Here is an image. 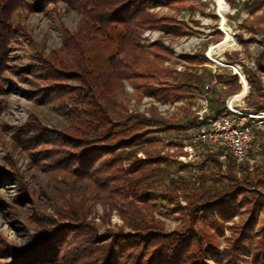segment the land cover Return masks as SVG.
<instances>
[{
	"label": "rangeland",
	"instance_id": "1",
	"mask_svg": "<svg viewBox=\"0 0 264 264\" xmlns=\"http://www.w3.org/2000/svg\"><path fill=\"white\" fill-rule=\"evenodd\" d=\"M259 2L185 0L180 7L151 9L150 12L157 17H176L177 21L186 25L187 34L172 38L159 30H145L141 34L140 44L150 47L159 42L150 52L160 53L164 58L163 69L180 72L191 67L206 84H210V89L207 94L202 88L191 92L194 99L185 95L163 103L146 96L141 88L135 90L125 81L121 106L124 108L120 109L112 98L103 100V105L107 106L115 122L125 120L130 115H140L128 122L120 135L125 136L138 129H156L157 126L144 125L145 120L151 117L160 119L168 127H182L194 120L196 112L205 105L202 98L208 100L213 113L216 109H225L227 102L230 107H234L235 102L241 111L254 112L246 108L250 85L244 76H237L235 67L240 68L243 74L250 71L253 76L256 75L261 93H264V74L257 70L256 64L259 55L264 52V5L260 6ZM82 19L83 14L78 9L71 8L63 1L48 3L42 10L17 8L13 12L11 24L15 34L10 43L9 69L0 76L5 90L0 94L3 102L0 111V178L18 173L33 194L25 195L21 192L24 190L21 183L3 177L5 181L0 184V244L23 248L26 244L28 246L29 241L44 237L49 229L81 222L93 229L96 238L107 232L133 234L131 227H137L140 221L145 220L147 224H153L147 226L146 230L142 229L145 233L158 231L181 237L188 233L185 237L187 249L194 252L200 249L201 252L196 255L204 264H218L216 260L222 261L220 264H232L230 259L233 260L235 251L238 252L235 248L237 244L243 251L247 245L264 252V128H259L261 132L256 134L251 161L241 165L235 163L232 168L226 165V160L222 162L219 158L220 164L214 168V157L210 154L218 155L191 141L188 131L151 134L154 143L150 150L167 157L172 163L158 176L155 188L148 190L154 193V198L144 206L130 190L119 186L118 190H114L106 186L110 184L104 182L103 175L96 177L93 174L90 179L78 180L68 171L53 166L55 159L49 152L54 146L48 143V138L43 139L45 145L40 148L27 150L13 145L16 130L25 124L35 122L45 136L53 137L49 138L50 142L54 139V133L69 128L70 121L55 102H42L37 97L36 87L45 89L47 86L38 82V76L29 70L37 65L40 56L56 54L59 57L63 31L76 33ZM112 36V44L102 37H96L82 46L89 70L95 75L108 70L107 59L114 54L119 42V34L114 32ZM199 54H204L199 66L194 61L182 59L183 55ZM217 74L221 75V80ZM227 75L237 77L236 84ZM236 87H239L238 96L225 93L227 88L234 90ZM74 110L67 103V111ZM168 143H178L182 149L169 147ZM136 157L144 159L141 152ZM122 165L127 166L128 163ZM115 170L111 169L109 175L113 176ZM151 170L143 169V173ZM178 177L183 178L187 185L180 190H177V185L171 187ZM217 195L229 196L221 206L222 215L218 216L221 224L213 227L201 221L194 223L196 219L188 216L190 203L198 199L211 203L210 198ZM204 214L201 212L200 217H204ZM211 214L214 216L216 211L212 209ZM148 246L144 243L139 248L146 249ZM235 254L240 258L234 264L252 263L250 250L241 256ZM13 263L14 260L10 258H0V264ZM83 263L81 260L77 262Z\"/></svg>",
	"mask_w": 264,
	"mask_h": 264
},
{
	"label": "trees",
	"instance_id": "2",
	"mask_svg": "<svg viewBox=\"0 0 264 264\" xmlns=\"http://www.w3.org/2000/svg\"><path fill=\"white\" fill-rule=\"evenodd\" d=\"M60 1L78 9L83 14V19L76 33L67 34L63 31L59 57L56 54L40 56L37 65L32 66L29 72H35L38 76L37 81L47 86L45 89L36 87L37 97L42 102L43 100L55 102L70 121V126L65 131L54 133V139L50 142L49 138L53 137L45 136L35 122L25 124L16 130L12 140L15 142L13 145L17 144L18 148L30 150L45 145L43 139L48 138V143L54 146L49 152L55 159L53 166L68 171L78 180L90 179L93 174H96V177L103 175L104 182L110 184H105L106 186L114 190H118L119 187L130 190L131 194L138 198L137 201L144 206L154 198V193L148 190L152 191L155 188L158 176L163 174L172 163L167 157H161L157 152L150 150L154 143L150 135L174 130L187 131L194 125V120L182 127H168L160 119L151 117L145 120L144 125L157 126L156 129H138L124 136L120 135L121 130L128 122L140 115H130L125 120L115 122L103 103L108 98H112L120 109L124 108L121 106L125 81L135 90L141 88L143 89L141 92L146 96L163 103L177 100L185 95L194 99L191 92L203 89L206 83L195 69L190 67L188 70L178 72L175 69L162 68L164 58L160 53L150 52L151 48H156L160 44L159 42L150 47L140 44L141 34L145 30H159L172 38L186 35V25L177 21L176 17H157L150 12L156 7H180L185 0H0V76L9 69L10 43L15 34L11 24L13 12L17 8L30 11L42 10L48 3ZM258 4L264 5V0H260ZM114 32L119 34V42L114 54L107 59L108 70L95 75L89 70L82 46L96 37H102L112 44ZM158 50L162 51L160 48ZM182 59L194 61V64L199 66L204 60V54L183 55ZM256 62L257 70L264 74V52L259 55ZM235 68L239 78L244 76L250 85L246 108L253 110L254 113H264V93H261V85L256 75L253 76L250 71L243 74L240 68ZM162 73L165 75L162 76ZM227 77L232 78L231 82L236 84L237 77L231 75ZM217 78L221 80V75L217 74ZM143 80H146L145 83ZM70 82L72 84L67 85ZM238 91L239 87L234 90L227 88L225 93L238 96ZM1 93H5L2 82ZM2 103L0 99V111ZM67 103L75 108L73 112L67 111ZM231 109L242 112L235 107ZM224 111V108L216 109L215 114ZM260 132L257 130L256 134ZM167 146L182 149V145L178 143H168ZM139 152L143 154L144 159L136 157ZM210 155L214 157L212 161L216 168V164H220L218 157L214 154ZM124 162L128 165H122ZM226 162L229 168L235 164L231 155H227ZM111 169H116L113 176L109 175ZM143 169L153 170L143 173ZM3 177L21 183V188L24 189L21 192L25 195L33 194L22 182L18 173L11 177ZM3 177L0 178V184L5 181ZM171 185V187L177 185V190L187 186L181 177ZM219 196L210 198L211 203L204 202L203 199L190 203L188 216L196 219L193 220L194 223L201 221L209 226H218L221 224L218 217L222 215L221 206L229 198V196ZM258 205L259 203L256 204V208ZM212 209L216 211L214 216L211 214ZM201 212H205L204 217H200ZM149 225L153 224H147L142 220L137 227H131L134 229L133 234L107 232L97 238L93 229L82 222L78 225L69 224L63 227L60 225L55 229L47 230L42 238L37 237L31 242L27 241L28 246L26 242L23 248L1 243L0 258H10L14 260L13 264H77L80 260L84 262L83 264H179L180 262L204 264L196 255L201 252L200 249L197 248L196 252L187 249L185 237L189 235L188 233L181 237L174 234L165 235L158 231L142 232V229L146 230ZM144 243L149 246L146 249L139 248ZM152 246L153 248L150 249ZM235 248L238 251L234 250L235 253L240 256L244 255L246 250H250L251 264H264V252L256 250V247L246 245L243 251L240 244H237ZM235 257L233 260L230 259L232 264L240 258ZM216 261L218 264L222 263Z\"/></svg>",
	"mask_w": 264,
	"mask_h": 264
},
{
	"label": "built area",
	"instance_id": "3",
	"mask_svg": "<svg viewBox=\"0 0 264 264\" xmlns=\"http://www.w3.org/2000/svg\"><path fill=\"white\" fill-rule=\"evenodd\" d=\"M209 89L210 84L203 85L205 94ZM202 99L205 105L196 112L194 125L187 130L191 141L216 153L222 162L226 160L227 155H231L236 164L249 163L252 145L257 138L256 131L264 128V118L251 111L236 112L228 102L224 112L215 114L211 111L208 100ZM233 106L240 110L235 102Z\"/></svg>",
	"mask_w": 264,
	"mask_h": 264
},
{
	"label": "bare ground",
	"instance_id": "4",
	"mask_svg": "<svg viewBox=\"0 0 264 264\" xmlns=\"http://www.w3.org/2000/svg\"><path fill=\"white\" fill-rule=\"evenodd\" d=\"M233 110L236 111V112H239V113H243V112L237 111V110H235V109H233ZM257 115H259L260 118H264V114H262V113H261V114L259 113V114H257Z\"/></svg>",
	"mask_w": 264,
	"mask_h": 264
}]
</instances>
